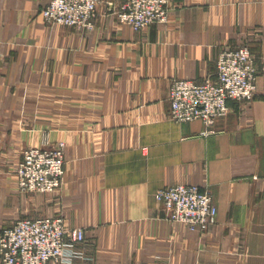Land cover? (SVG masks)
I'll use <instances>...</instances> for the list:
<instances>
[{
  "label": "crops",
  "instance_id": "0c3cea01",
  "mask_svg": "<svg viewBox=\"0 0 264 264\" xmlns=\"http://www.w3.org/2000/svg\"><path fill=\"white\" fill-rule=\"evenodd\" d=\"M125 2L102 0L80 30L48 26L49 0H0V231L61 214L86 235L73 264H264V0H171L168 19L140 32L118 21ZM243 45L256 97L230 102L212 128L169 120L172 81L202 82ZM60 142L62 187L21 193L24 150ZM179 184L212 192L207 232L156 200Z\"/></svg>",
  "mask_w": 264,
  "mask_h": 264
},
{
  "label": "built area",
  "instance_id": "2783aa9c",
  "mask_svg": "<svg viewBox=\"0 0 264 264\" xmlns=\"http://www.w3.org/2000/svg\"><path fill=\"white\" fill-rule=\"evenodd\" d=\"M171 0H126L116 11L118 21L134 31L168 19ZM102 0H49L42 15L49 25L92 30ZM259 69L252 49L225 48L216 70L202 82L177 78L169 90V120L202 121L212 128L230 111V102H251L257 94ZM64 144L30 147L15 169L17 188L24 194H55L65 172ZM1 172V168H0ZM169 220L192 231L207 232L215 223L218 207L212 192L196 185L179 184L155 194ZM83 228H71L61 214L24 217L0 231V264H73L86 259Z\"/></svg>",
  "mask_w": 264,
  "mask_h": 264
},
{
  "label": "rangeland",
  "instance_id": "374dc122",
  "mask_svg": "<svg viewBox=\"0 0 264 264\" xmlns=\"http://www.w3.org/2000/svg\"><path fill=\"white\" fill-rule=\"evenodd\" d=\"M169 8H170V7H169ZM42 16H43V15H42ZM44 22H45V20H44ZM45 23H46V22H45ZM46 24H47V23H46ZM47 25H48V26H58V25H49V24H47ZM136 32H138V31H136ZM139 32H140V31H139ZM45 130H46V129H45ZM48 135H49V134H48ZM48 135H47V136H48ZM60 143H63V144H64V152L66 153V144H65V142H60ZM65 153H64V155H66Z\"/></svg>",
  "mask_w": 264,
  "mask_h": 264
}]
</instances>
